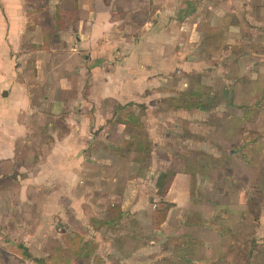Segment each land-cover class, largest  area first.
Listing matches in <instances>:
<instances>
[{"label": "crops", "instance_id": "0c3cea01", "mask_svg": "<svg viewBox=\"0 0 264 264\" xmlns=\"http://www.w3.org/2000/svg\"><path fill=\"white\" fill-rule=\"evenodd\" d=\"M48 216L104 264H264V0H0V264Z\"/></svg>", "mask_w": 264, "mask_h": 264}, {"label": "rangeland", "instance_id": "374dc122", "mask_svg": "<svg viewBox=\"0 0 264 264\" xmlns=\"http://www.w3.org/2000/svg\"><path fill=\"white\" fill-rule=\"evenodd\" d=\"M186 161L189 162V160ZM71 220L73 221L71 222ZM31 223L27 224L29 226L28 230L35 237L30 238L32 243L30 249L33 250V253L29 252L25 255V260H28L29 264H104L103 259H100L101 262L96 263L94 262V256L87 255L92 251V246L86 247L83 242L85 240H78L72 236V234H77L78 230H87L88 240H90L85 243H92L97 248L96 235L92 233L91 228L76 223L74 217L68 219L48 216L46 222L41 221L38 217L34 224ZM32 226L33 229L37 228L36 232L32 229ZM26 229L27 227L24 230Z\"/></svg>", "mask_w": 264, "mask_h": 264}, {"label": "trees", "instance_id": "16d2710c", "mask_svg": "<svg viewBox=\"0 0 264 264\" xmlns=\"http://www.w3.org/2000/svg\"><path fill=\"white\" fill-rule=\"evenodd\" d=\"M174 177L175 172L173 170H169L165 173H161L157 178V195L161 198V200L158 202L159 208L153 212V225L155 228L159 227L165 221L169 209L173 206L171 203L164 201L163 198L168 193ZM84 245L86 247L92 246L93 250L91 249L92 251L87 253V255L94 256V262H101V260L94 255L95 246L89 242L85 243Z\"/></svg>", "mask_w": 264, "mask_h": 264}]
</instances>
